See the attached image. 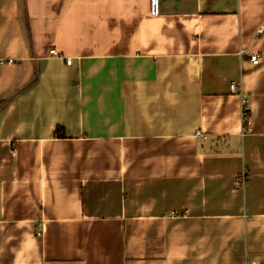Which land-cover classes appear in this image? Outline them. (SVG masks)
<instances>
[{"label":"crops","instance_id":"obj_1","mask_svg":"<svg viewBox=\"0 0 264 264\" xmlns=\"http://www.w3.org/2000/svg\"><path fill=\"white\" fill-rule=\"evenodd\" d=\"M263 17L0 0V264H264Z\"/></svg>","mask_w":264,"mask_h":264},{"label":"built area","instance_id":"obj_2","mask_svg":"<svg viewBox=\"0 0 264 264\" xmlns=\"http://www.w3.org/2000/svg\"><path fill=\"white\" fill-rule=\"evenodd\" d=\"M256 34L259 35L261 38H264V17L262 19V22L258 26L256 30ZM49 54L51 55H60V53L57 51V49H50ZM239 54H242V51L239 50ZM249 59L253 64H257L259 62V56L256 53H250L249 54ZM9 62H12L13 60L9 59ZM67 63H70V59H66ZM230 91L231 93H235L239 95V98L241 100V116H242V127H241V132L243 131H249V115H248V102L249 99L247 98V94H245L242 90V85L239 81H232L230 83ZM248 176L245 175L244 173H241L237 178H236V185L237 186H243L247 182ZM245 264H260L259 261L253 260L252 262H246Z\"/></svg>","mask_w":264,"mask_h":264},{"label":"trees","instance_id":"obj_3","mask_svg":"<svg viewBox=\"0 0 264 264\" xmlns=\"http://www.w3.org/2000/svg\"><path fill=\"white\" fill-rule=\"evenodd\" d=\"M54 134L56 136H59V137L63 136V129H62V126L61 125H57L56 126V128L54 130Z\"/></svg>","mask_w":264,"mask_h":264}]
</instances>
